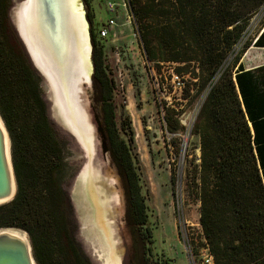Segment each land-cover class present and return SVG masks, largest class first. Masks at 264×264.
Instances as JSON below:
<instances>
[{"label":"trees","instance_id":"obj_1","mask_svg":"<svg viewBox=\"0 0 264 264\" xmlns=\"http://www.w3.org/2000/svg\"><path fill=\"white\" fill-rule=\"evenodd\" d=\"M127 3L138 21L146 59L155 65L172 63V74L187 77L186 85L199 90L207 87L192 126V133L199 136L200 154L187 186L188 194L199 202V225L214 264H264V167L244 111L242 79L247 72L240 64L233 71L248 44L241 40L264 0ZM8 10L9 1L0 0V116L10 138L17 191L12 201L0 205V228L24 230L36 264H90L71 233L70 201L62 188L64 142L48 118L39 77L10 23ZM88 19L92 22L89 14ZM91 36L102 147L125 181L127 212L138 225L150 260L152 232L145 226L147 207L138 160L116 125L114 83L92 27ZM16 88L26 94L33 118L29 129L18 133L11 128Z\"/></svg>","mask_w":264,"mask_h":264},{"label":"rangeland","instance_id":"obj_2","mask_svg":"<svg viewBox=\"0 0 264 264\" xmlns=\"http://www.w3.org/2000/svg\"><path fill=\"white\" fill-rule=\"evenodd\" d=\"M8 1L10 8L19 0ZM106 1H83L91 45L93 50L92 27L95 42L103 49L104 62L114 83L112 102L116 125L121 134L125 133L138 160L141 191L147 207L145 226L151 228L152 232L150 260H147L145 241L138 225L134 224L127 212L125 181L109 153L102 147L98 128L102 116L91 81L85 87L83 98L96 130L94 166L98 171H94L90 162L89 166L93 173V188L105 201V208H101L106 209L104 219L108 222L118 262L201 264L205 244L199 225V202L188 194L187 185L192 178L193 163H198L200 154L199 136L192 133V126L207 87L199 90L192 84L186 85L187 77L178 78L172 74V63L155 65L146 59L138 32V21L132 14L128 20L122 0H110L117 4V10L112 14L117 25L108 36L101 38L97 29L109 16L105 9ZM88 14L92 16V22ZM260 14L261 11L257 12V17ZM17 89L13 96L16 114L11 118V128L15 133L29 129L33 119L26 94ZM39 90L48 118L58 138L64 142L66 171L62 177V188L67 195L70 191L74 195L76 181L74 185L73 180L84 162V155L59 125L55 111L49 112L40 78ZM47 98L50 99L48 93ZM94 190L91 193L97 197ZM71 204L74 205L73 200L70 201L69 210L75 243L90 264H103L97 251L105 247H102L95 233L90 231V223L85 222L88 214L86 209H79L76 202L74 213ZM108 251L107 247L105 252Z\"/></svg>","mask_w":264,"mask_h":264},{"label":"bare ground","instance_id":"obj_3","mask_svg":"<svg viewBox=\"0 0 264 264\" xmlns=\"http://www.w3.org/2000/svg\"><path fill=\"white\" fill-rule=\"evenodd\" d=\"M60 3L64 10L61 13V31L56 40L58 44L54 46L49 39L47 30L40 27L35 0H26L22 4V12L20 13L21 19H23V29L35 50V54L39 56L50 76L47 93L52 102V110L58 116L59 125L80 135L81 148L85 156L88 157L75 180V194L73 195L75 208L77 202L80 206L79 209H86L88 214L86 219L84 217L85 222L90 223L92 227L90 231L95 233V237L102 242V247H105L104 250L97 251L103 260V264H119L118 254L114 249V241L107 227L108 222L104 219L106 209L102 208H105V201L93 188V173L89 166L90 162L94 171L97 170L94 166L96 154L94 126L85 120L76 98V91L79 88L75 74L77 77L81 76L87 79L90 73V65L87 59L89 46L84 29L86 24L83 17L73 9L72 0H60ZM85 44H87L86 47ZM99 176L101 177L100 172ZM92 189L97 197L92 195ZM98 192L100 194V191ZM98 207L102 208L99 209ZM107 247L109 251L105 252Z\"/></svg>","mask_w":264,"mask_h":264},{"label":"water","instance_id":"obj_4","mask_svg":"<svg viewBox=\"0 0 264 264\" xmlns=\"http://www.w3.org/2000/svg\"><path fill=\"white\" fill-rule=\"evenodd\" d=\"M24 2H26V0H19L14 5L10 6L8 10V18L22 45V48L29 60L32 69L40 78V81L46 92L45 94L47 103L49 105V112H51L52 102L47 98V88L50 84V76L46 68L43 66V63L41 62L39 56L35 54L33 46L30 44L29 39L25 35L23 29V19H21L20 13L22 12V4ZM35 3L39 16V25H41L40 27H42V29L44 28L47 30L49 39L55 46L56 44H58L56 40L59 37L61 31V13L64 10L60 3V0H35ZM72 6L73 9L76 10V12L80 14L81 17H83V21L86 24L84 29L86 31L87 44L89 46V49L87 50V59L90 65V73L88 74L87 79L81 76L77 77V74H75V78L77 79V87L79 88L76 91V98L85 120L88 124L93 125L83 98V93L84 91H86L85 87L91 84L92 74L94 70L89 22L86 18V11L84 9L82 0H72ZM87 44H85V47L87 46ZM64 130L83 153L81 142L79 140L80 135L75 131L66 129ZM94 131H96L95 127ZM83 155L84 162L76 172L73 184L79 171L83 168L85 162L87 161L88 157H86L84 153ZM16 191L17 183L11 160L10 138L2 117L0 116V205L12 201L16 195ZM68 198L72 202L73 193L71 191L68 193ZM72 208L73 212L75 213L74 205ZM0 264H36L32 254L30 239L25 231L14 227L0 228Z\"/></svg>","mask_w":264,"mask_h":264},{"label":"crops","instance_id":"obj_5","mask_svg":"<svg viewBox=\"0 0 264 264\" xmlns=\"http://www.w3.org/2000/svg\"><path fill=\"white\" fill-rule=\"evenodd\" d=\"M253 16L249 30L244 34L241 44L247 42L238 63L244 72L242 89L245 97V115L248 118L250 133L255 141L253 145L259 148V158L264 167V8L257 17ZM253 123V125H252Z\"/></svg>","mask_w":264,"mask_h":264},{"label":"built area","instance_id":"obj_6","mask_svg":"<svg viewBox=\"0 0 264 264\" xmlns=\"http://www.w3.org/2000/svg\"><path fill=\"white\" fill-rule=\"evenodd\" d=\"M122 6L125 9V14L128 20H130L131 12L129 10L127 0H122ZM263 8L264 6L258 12H260ZM105 9L109 13V16L107 17L105 22L101 23V25L97 29L98 34L101 38L108 36L111 29L117 25L115 18L112 16V14L117 10V4L113 1L107 0L105 3ZM201 258V264H214L213 257L210 254L207 246L203 248V254L201 255Z\"/></svg>","mask_w":264,"mask_h":264}]
</instances>
